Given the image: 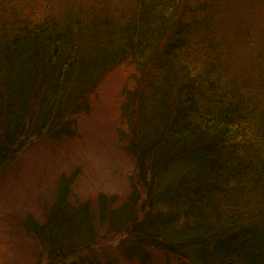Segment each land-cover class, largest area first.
<instances>
[{
  "label": "trees",
  "instance_id": "trees-1",
  "mask_svg": "<svg viewBox=\"0 0 264 264\" xmlns=\"http://www.w3.org/2000/svg\"><path fill=\"white\" fill-rule=\"evenodd\" d=\"M204 2L0 0V170L74 139L103 76L136 79L130 193L82 201L60 178L43 221H24L36 264H105L119 237L139 264H264V48L258 72L236 73Z\"/></svg>",
  "mask_w": 264,
  "mask_h": 264
},
{
  "label": "rangeland",
  "instance_id": "rangeland-1",
  "mask_svg": "<svg viewBox=\"0 0 264 264\" xmlns=\"http://www.w3.org/2000/svg\"><path fill=\"white\" fill-rule=\"evenodd\" d=\"M204 1L203 12L206 8L210 18L206 26L219 37L236 73L246 78L248 72H258L260 66L254 58L264 48V0ZM121 68L117 74L102 77L89 114L78 120L74 139L58 144L35 141L0 170V264H36L39 248L25 233L24 221H43L60 178H74L73 194L82 201L93 203L97 196L105 195L120 203L130 193L136 170L122 108L136 79L128 75L127 68ZM122 239L102 242L101 250L96 247L102 263L139 264L115 251H122L116 247ZM147 254L150 263L174 264L151 251Z\"/></svg>",
  "mask_w": 264,
  "mask_h": 264
}]
</instances>
